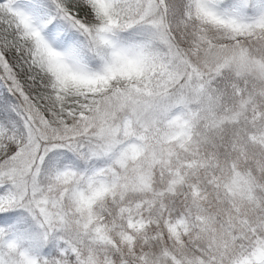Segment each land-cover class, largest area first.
<instances>
[{
  "label": "snow or ice",
  "instance_id": "6c2138e0",
  "mask_svg": "<svg viewBox=\"0 0 264 264\" xmlns=\"http://www.w3.org/2000/svg\"><path fill=\"white\" fill-rule=\"evenodd\" d=\"M0 264H264V0H0Z\"/></svg>",
  "mask_w": 264,
  "mask_h": 264
}]
</instances>
